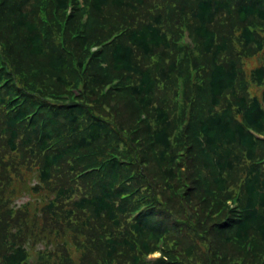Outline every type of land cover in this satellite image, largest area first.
<instances>
[{
  "label": "trees",
  "instance_id": "obj_1",
  "mask_svg": "<svg viewBox=\"0 0 264 264\" xmlns=\"http://www.w3.org/2000/svg\"><path fill=\"white\" fill-rule=\"evenodd\" d=\"M0 264H264V0H0Z\"/></svg>",
  "mask_w": 264,
  "mask_h": 264
},
{
  "label": "rangeland",
  "instance_id": "obj_2",
  "mask_svg": "<svg viewBox=\"0 0 264 264\" xmlns=\"http://www.w3.org/2000/svg\"><path fill=\"white\" fill-rule=\"evenodd\" d=\"M28 196V195H27ZM29 197V196H28ZM28 198L24 197L22 199H18V204H21L22 202H25Z\"/></svg>",
  "mask_w": 264,
  "mask_h": 264
}]
</instances>
